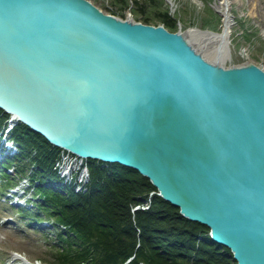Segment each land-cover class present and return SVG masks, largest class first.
<instances>
[{"label":"water","instance_id":"1","mask_svg":"<svg viewBox=\"0 0 264 264\" xmlns=\"http://www.w3.org/2000/svg\"><path fill=\"white\" fill-rule=\"evenodd\" d=\"M192 29L220 33L89 0H0V108L61 150L136 170L236 264H264V68L226 66L229 36L215 53Z\"/></svg>","mask_w":264,"mask_h":264},{"label":"trees","instance_id":"2","mask_svg":"<svg viewBox=\"0 0 264 264\" xmlns=\"http://www.w3.org/2000/svg\"><path fill=\"white\" fill-rule=\"evenodd\" d=\"M112 4L115 8L109 11L120 18L127 10L133 20L163 25L170 32L177 31L178 23L186 25L178 14L168 12L163 0H112ZM9 119L10 114L0 108V134ZM9 138L18 152L1 154L0 183L28 178L39 196L38 212L27 218L29 225L47 218L59 230L53 264H236L229 249L211 240L207 226L183 217L136 170L86 160L89 182L85 191L75 192L54 170L61 149L20 122L9 130Z\"/></svg>","mask_w":264,"mask_h":264},{"label":"rangeland","instance_id":"3","mask_svg":"<svg viewBox=\"0 0 264 264\" xmlns=\"http://www.w3.org/2000/svg\"><path fill=\"white\" fill-rule=\"evenodd\" d=\"M89 1L93 5H98L102 12L117 16L109 11L115 8L112 6L115 5L112 4V0ZM163 2L170 14L176 13L185 21L184 27L178 23L177 31L193 27L214 32L222 30V17L216 9V0H163ZM230 10L234 19L229 37L231 56L224 64L231 66L253 63L264 68V0H237L231 3ZM123 13L124 18L133 19L127 10H123ZM6 169L14 176L11 166H7ZM0 178L3 179V176ZM17 180L10 185L5 180L2 181L4 184L0 183V264H53V244L57 240L56 234L59 230L55 229L47 218L46 221L32 222L29 225L27 218L32 217L30 214L33 212H38L35 202L39 196L29 180ZM88 182L89 178L84 182V191ZM20 184L26 187L24 196L20 199L23 204L13 206L12 199L6 195L10 188ZM23 188L19 186L20 191Z\"/></svg>","mask_w":264,"mask_h":264},{"label":"bare ground","instance_id":"4","mask_svg":"<svg viewBox=\"0 0 264 264\" xmlns=\"http://www.w3.org/2000/svg\"><path fill=\"white\" fill-rule=\"evenodd\" d=\"M234 1L237 0H216V9L222 17L221 18L222 30L220 31V33L212 34L207 32H200L198 30L192 29V30H187L185 32L186 36L194 37L201 33L204 45L207 48H209L211 52L216 53L218 46L223 43L225 38H227L228 36L230 37L231 29L233 26V20H234L233 16L231 15L230 8H231V3ZM226 47H227V43L222 45L223 51H221V53L224 55L229 54ZM7 126L10 128L11 124L7 123ZM58 160L59 161L54 166V170L58 172L59 176L62 177L65 182L74 183L75 191L77 192L83 191L84 182H86L89 178L86 160L65 151H63L59 155ZM13 193H12L13 196L10 197V199H12L11 203L15 202L16 205H20V200H17L14 197ZM18 193L20 196V192Z\"/></svg>","mask_w":264,"mask_h":264}]
</instances>
